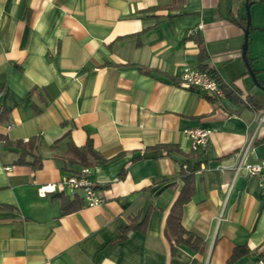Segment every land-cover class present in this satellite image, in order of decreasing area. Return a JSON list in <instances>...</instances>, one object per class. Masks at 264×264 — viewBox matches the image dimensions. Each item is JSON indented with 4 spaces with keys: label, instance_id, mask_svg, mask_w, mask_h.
I'll return each instance as SVG.
<instances>
[{
    "label": "crops",
    "instance_id": "1",
    "mask_svg": "<svg viewBox=\"0 0 264 264\" xmlns=\"http://www.w3.org/2000/svg\"><path fill=\"white\" fill-rule=\"evenodd\" d=\"M245 3L0 0V104L8 110L0 136L37 138L21 164L0 140V205L9 207L0 209V264H255L264 253V181L235 172L250 140L247 161L264 157V90L242 58ZM251 9L248 58L264 86V0ZM198 38L224 97L180 86L182 68L202 61ZM192 127L212 129L207 148L192 150ZM88 140L100 155L90 179L106 201L64 210L60 194L83 199L62 182L75 171L66 165L69 143ZM160 144L173 146L135 158ZM184 167L194 170L195 191L182 225L197 248L165 234ZM44 185L53 190L41 195ZM145 215L144 230L121 238Z\"/></svg>",
    "mask_w": 264,
    "mask_h": 264
},
{
    "label": "trees",
    "instance_id": "2",
    "mask_svg": "<svg viewBox=\"0 0 264 264\" xmlns=\"http://www.w3.org/2000/svg\"><path fill=\"white\" fill-rule=\"evenodd\" d=\"M198 43L200 46V57H201V63L199 65V68L207 71L209 74H211L213 77H215L220 83V77L217 74V72L210 68V66L206 63H204V58L206 55V51L204 48V43L202 39L198 38ZM8 118V110H6L1 104H0V123L7 120ZM0 140L4 141V144L8 147L17 148L19 151V158L16 160L17 163H28L26 160L27 156L33 155V150L36 148L37 145V138L32 137L27 141H16L13 142L7 137L0 136ZM173 145H167V144H160L148 147L145 152L141 155H138L135 158H156L160 155H162L163 150H168ZM91 158L100 159V155L96 152V150L93 147V144L91 140H88L84 146H77L73 144L72 142L69 143L68 151L65 156V160L67 161L68 168L69 169H75V171L71 174H76L79 172V170L82 167L89 166L92 164ZM37 159H35L36 162ZM33 165H41L40 164H34ZM78 168V169H76ZM194 170H191L188 167H184L181 170L180 177L182 178L184 185L183 188H181V191L179 192L177 198L175 199L171 210L166 218L165 222V234L167 238L170 241H174L175 243H186L192 247H198V244L201 242L199 240H196L193 238V236L183 227L182 225V209L185 203H187L191 196L194 194L195 191V185H194V176H193ZM61 198V205L63 206L64 210H67L70 208V210H77L81 206L84 205V200L81 199L79 196H74L73 198H69L66 195L60 194ZM6 205H0V209L7 208ZM9 208V207H8ZM146 217L147 215L143 216L142 219H140V222H138L137 225H131L128 226L126 229L123 230L124 234L121 238H125L127 233L130 231V229H139L142 227L144 230L145 223H146ZM241 252V248L237 249L234 253V255H237Z\"/></svg>",
    "mask_w": 264,
    "mask_h": 264
},
{
    "label": "built area",
    "instance_id": "3",
    "mask_svg": "<svg viewBox=\"0 0 264 264\" xmlns=\"http://www.w3.org/2000/svg\"><path fill=\"white\" fill-rule=\"evenodd\" d=\"M201 23L198 28H202ZM197 28V29H198ZM197 29H194L196 31ZM180 86L186 89H198L202 93L214 94L217 97H224L225 90L223 85L207 71L200 69L197 66L185 65L180 73ZM257 127H264V109H262L257 118ZM186 135L191 140V148L194 151L207 148L209 137L212 129L206 127H192L185 129ZM251 140L239 152L240 161L235 167V172L243 171L249 175L258 176L264 181V157L256 162L247 161V153L251 144ZM91 169L87 165L82 167L78 173L70 174L62 179L63 184L67 186L72 192L81 191L82 197L86 205L94 206L102 204L106 198L102 196L96 184L90 179ZM234 181L228 186V193L234 187ZM53 190V187L44 185L40 187L39 192L45 195L48 191ZM255 264H264V253L256 259Z\"/></svg>",
    "mask_w": 264,
    "mask_h": 264
},
{
    "label": "water",
    "instance_id": "4",
    "mask_svg": "<svg viewBox=\"0 0 264 264\" xmlns=\"http://www.w3.org/2000/svg\"><path fill=\"white\" fill-rule=\"evenodd\" d=\"M251 4L252 1L246 0V25L244 27V43L242 45V58L246 64V67L248 69L249 74L251 75L253 81L256 83L258 87H261L264 90V86L260 83L259 79H257V74L255 70L253 69L250 59L248 58V49H249V36H250V30L252 26V15H251Z\"/></svg>",
    "mask_w": 264,
    "mask_h": 264
},
{
    "label": "rangeland",
    "instance_id": "5",
    "mask_svg": "<svg viewBox=\"0 0 264 264\" xmlns=\"http://www.w3.org/2000/svg\"><path fill=\"white\" fill-rule=\"evenodd\" d=\"M251 1L253 2V0H251ZM245 6H246V3L243 5V9H244V8L246 9V7H245ZM251 6H252V4H251ZM250 10H251V12H252V13H251V15H252V18H253V13H254V12L252 11V9H251V8H250ZM252 26H253V22H252Z\"/></svg>",
    "mask_w": 264,
    "mask_h": 264
}]
</instances>
